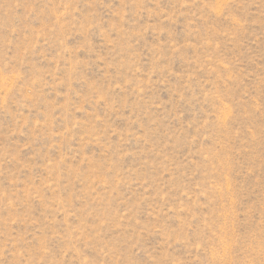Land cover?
Listing matches in <instances>:
<instances>
[{"label": "rangeland", "instance_id": "1", "mask_svg": "<svg viewBox=\"0 0 264 264\" xmlns=\"http://www.w3.org/2000/svg\"><path fill=\"white\" fill-rule=\"evenodd\" d=\"M0 264H264V0H0Z\"/></svg>", "mask_w": 264, "mask_h": 264}]
</instances>
